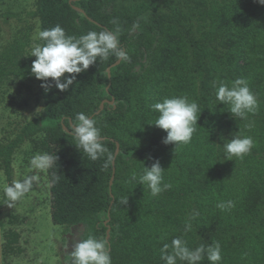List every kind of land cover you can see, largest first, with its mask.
<instances>
[{"label": "trees", "instance_id": "1", "mask_svg": "<svg viewBox=\"0 0 264 264\" xmlns=\"http://www.w3.org/2000/svg\"><path fill=\"white\" fill-rule=\"evenodd\" d=\"M37 14L41 30L59 24L77 37L118 26L128 60L98 59L67 91L43 88L44 110L14 137L0 140L8 180L13 181L14 155L26 141L56 155L48 170L53 222L78 228L80 239L89 234L106 239L112 264H163L160 248L174 237L189 248L219 242L220 264H264V5L258 0H37ZM25 46L15 41L0 51V84L34 79V58ZM236 78L246 79L258 100L257 111L243 120L215 97L216 82ZM174 96L200 106L191 142L175 152L174 144L162 143L166 132L149 125L158 115L151 106ZM78 112L96 119L107 138L114 155L108 169L103 158L88 159L68 134L67 123ZM233 134L253 139L243 159H224V139ZM156 160L165 169L163 183L172 187L153 197L130 177ZM228 200L235 205L231 210L216 206ZM6 203L4 196L1 207ZM194 211L192 231L185 233L184 222ZM5 238L6 256L25 251L18 230L9 229ZM199 264L210 262L205 257Z\"/></svg>", "mask_w": 264, "mask_h": 264}, {"label": "clouds", "instance_id": "2", "mask_svg": "<svg viewBox=\"0 0 264 264\" xmlns=\"http://www.w3.org/2000/svg\"><path fill=\"white\" fill-rule=\"evenodd\" d=\"M264 5V0H258ZM113 24L118 21L113 19ZM120 29H104L99 32L88 31L80 36L67 35L59 25L43 29L33 37V43L29 49V57H35L32 62L31 73L36 79L44 81L41 87L50 91L54 86L59 91H67L76 80V76L89 69L99 60H108L110 57L117 61L128 60L127 52L121 47L119 40ZM35 41H42L37 43ZM69 74V75H65ZM51 78V83H49ZM215 97L220 103L227 106L233 117L247 119L249 114H254L258 109V100L251 91L248 81L244 78H236L230 83L220 80L214 84ZM157 113L154 123L166 132L162 139L165 145L174 144V152L181 145L191 142L193 133L196 131L197 114L200 115V106L194 100L190 101L187 96L165 97L152 106ZM246 127L251 128L249 123ZM67 132L72 136L77 149L92 161L104 159L103 169H108L114 160V155L106 147L107 138L102 135L97 126V120L84 112L76 113L66 126ZM221 139H224L221 137ZM254 147L252 137L241 134H233L232 139H224L222 145L224 159L232 160L235 157L243 159ZM57 156L43 152L37 153L30 158L29 166L34 172H44L54 167ZM159 160L151 167L145 166L140 173L132 172L130 180L136 184L146 186L153 197L169 190L172 185L163 183V173ZM37 175L28 176L19 181H13L3 189L7 205L10 208L22 200L32 190L34 183L38 182ZM127 200L124 202L126 203ZM222 211H229L235 205L233 201H221L216 205ZM195 211L185 220L184 232L192 231V220L196 218ZM67 247V241L66 245ZM64 264H112V257L108 241L89 234L74 244L73 250L66 255ZM207 258L210 264H220L222 260L221 246L219 242L205 246L199 245L189 248L187 241L180 237H174L171 243H163L160 248V259L163 264H199Z\"/></svg>", "mask_w": 264, "mask_h": 264}, {"label": "rangeland", "instance_id": "3", "mask_svg": "<svg viewBox=\"0 0 264 264\" xmlns=\"http://www.w3.org/2000/svg\"><path fill=\"white\" fill-rule=\"evenodd\" d=\"M40 30L37 0H0V51L12 42L21 41L26 44L29 55L33 37ZM42 83L34 77L28 81L14 78L0 84L1 141L14 137L23 125L44 110ZM37 153L43 152L29 140L14 155L13 181L34 174L39 179L15 207L10 208L7 203L0 205V264H64L66 255L80 240L78 228L68 229L53 222L49 171L34 172L29 166L30 158ZM10 183L0 162V204L4 199L3 189ZM11 228L21 233L25 251L18 256H6L4 252L5 234Z\"/></svg>", "mask_w": 264, "mask_h": 264}, {"label": "water", "instance_id": "4", "mask_svg": "<svg viewBox=\"0 0 264 264\" xmlns=\"http://www.w3.org/2000/svg\"><path fill=\"white\" fill-rule=\"evenodd\" d=\"M119 153V147H118V149H117V151H116V154H118ZM113 180H114V176H113V178L111 179V184L113 183Z\"/></svg>", "mask_w": 264, "mask_h": 264}]
</instances>
